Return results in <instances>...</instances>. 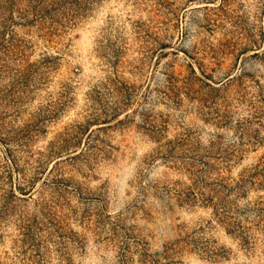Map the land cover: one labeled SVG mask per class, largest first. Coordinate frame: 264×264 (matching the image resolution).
Instances as JSON below:
<instances>
[{"label": "rangeland", "instance_id": "rangeland-1", "mask_svg": "<svg viewBox=\"0 0 264 264\" xmlns=\"http://www.w3.org/2000/svg\"><path fill=\"white\" fill-rule=\"evenodd\" d=\"M0 264H264V0H0Z\"/></svg>", "mask_w": 264, "mask_h": 264}]
</instances>
